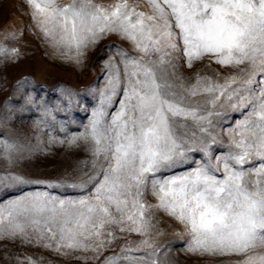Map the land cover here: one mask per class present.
<instances>
[{"label":"snow or ice","instance_id":"obj_1","mask_svg":"<svg viewBox=\"0 0 264 264\" xmlns=\"http://www.w3.org/2000/svg\"><path fill=\"white\" fill-rule=\"evenodd\" d=\"M24 3L30 26L70 61L111 36L130 48L108 58L83 131L69 136L54 114L71 110L72 90H63L65 107L43 105L38 127L64 133L51 142L83 147L89 159L55 183L30 181L12 168L31 146L0 140V188L62 190L0 201V241L83 264H171L157 240L163 215L180 227L187 254L264 264V0Z\"/></svg>","mask_w":264,"mask_h":264},{"label":"rangeland","instance_id":"obj_2","mask_svg":"<svg viewBox=\"0 0 264 264\" xmlns=\"http://www.w3.org/2000/svg\"><path fill=\"white\" fill-rule=\"evenodd\" d=\"M143 4V0H138ZM24 0H0V34L15 31L18 38L0 41L8 49V55H0V140L16 143L22 149L31 146V151L22 150L12 171L30 181L55 183L65 172L76 166L78 161L89 159L83 147H69L51 142L52 136L65 139L62 132H49L38 127L44 118L43 105L55 108L62 102L64 89L77 95L69 112H56L57 120L65 121L68 135L83 131L92 109L98 103V93L106 79V62L115 53L116 46L130 48L127 42L116 36L101 40L89 48L80 63L70 61L47 45L27 15ZM112 46V47H109ZM12 49L16 52L13 53ZM215 67V65H213ZM31 97L35 102L29 103ZM14 155H17L14 153ZM7 162L0 158V172ZM34 191H49L61 194L62 190L49 188L46 183L15 185L0 188V201L16 199ZM71 191L69 195H73ZM164 235L157 237L165 245L171 264H221L217 260H205L187 254L181 231L166 216H161ZM134 238V237H133ZM119 251V248L116 249ZM83 264L68 257L57 255L41 245L10 240L0 241V264Z\"/></svg>","mask_w":264,"mask_h":264}]
</instances>
